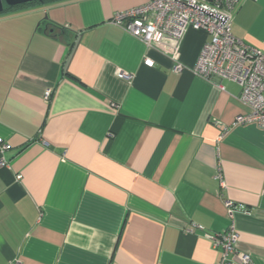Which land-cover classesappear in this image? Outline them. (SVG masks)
<instances>
[{"label": "crops", "instance_id": "obj_1", "mask_svg": "<svg viewBox=\"0 0 264 264\" xmlns=\"http://www.w3.org/2000/svg\"><path fill=\"white\" fill-rule=\"evenodd\" d=\"M145 2L0 14V264H217L232 220L233 264H264V128L233 125L237 84L193 72L206 33L176 49L110 22ZM231 32L264 53V0H241Z\"/></svg>", "mask_w": 264, "mask_h": 264}, {"label": "built area", "instance_id": "obj_2", "mask_svg": "<svg viewBox=\"0 0 264 264\" xmlns=\"http://www.w3.org/2000/svg\"><path fill=\"white\" fill-rule=\"evenodd\" d=\"M241 0H147V2L116 12L110 22L122 27L127 33L150 45L158 34L173 42L177 49L188 30L206 33L193 72L208 80L234 82L240 88L236 96L245 108L236 116L233 125L254 124L264 128V53L246 43L231 32L233 13ZM143 63L152 66L151 58L145 56ZM174 71L182 70L181 64ZM124 78L130 74L118 70ZM219 87L223 88L219 83ZM51 90L47 89L44 99L48 100ZM8 143L0 138V166L7 163L3 157ZM217 178L221 184L220 172ZM228 215L233 219V203L226 201ZM238 233L232 220L231 225L220 234L211 237L213 247L221 248L217 264H233L230 255L235 253ZM242 263L249 264L250 258L240 254Z\"/></svg>", "mask_w": 264, "mask_h": 264}, {"label": "water", "instance_id": "obj_3", "mask_svg": "<svg viewBox=\"0 0 264 264\" xmlns=\"http://www.w3.org/2000/svg\"><path fill=\"white\" fill-rule=\"evenodd\" d=\"M37 1L40 4H44L46 0H0V14L12 9L13 7L28 2Z\"/></svg>", "mask_w": 264, "mask_h": 264}, {"label": "trees", "instance_id": "obj_4", "mask_svg": "<svg viewBox=\"0 0 264 264\" xmlns=\"http://www.w3.org/2000/svg\"><path fill=\"white\" fill-rule=\"evenodd\" d=\"M48 1H51V0H46L45 2H48ZM40 3L37 2V1H32V2H28V3H25V4H21V5H17L15 7H13L12 9L4 12V13H8V12H11V11H17V10H21V9H24L26 7H29V6H33V5H39ZM2 13V14H4Z\"/></svg>", "mask_w": 264, "mask_h": 264}]
</instances>
